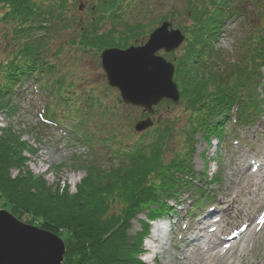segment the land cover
<instances>
[{
    "label": "trees",
    "instance_id": "1",
    "mask_svg": "<svg viewBox=\"0 0 264 264\" xmlns=\"http://www.w3.org/2000/svg\"><path fill=\"white\" fill-rule=\"evenodd\" d=\"M186 1L185 14L191 25L184 27L188 36L183 54L175 63V80L187 119L180 130L184 141L176 144L175 150L170 148L173 135L169 125L152 129L147 132L149 137L119 154L122 158L117 167L107 172L92 169L75 193L68 194L64 189L60 192L59 188H47L44 180L29 172L24 177L25 145L11 128L1 129L0 201L18 219L22 215L40 217L43 221L39 228L58 236L61 229L68 232L73 245L65 251L64 264H145L140 255L148 221L170 216L173 208L168 201L176 200L183 187L200 189L193 185L195 173L191 168L194 154L190 147L195 145V136L201 133L207 142L212 138L222 140L228 118L233 116L235 124L242 126L255 123L262 114L264 100L258 89H264L260 74L264 64V19L257 35L242 49L241 57L228 63L214 48L226 15L221 6L227 5V0ZM68 3L69 0H0V21L11 26L17 47L9 60L0 59V112L13 113L12 96L24 82L40 78L42 90H57L56 109L60 110V103L64 105L63 115L70 117L81 111L73 100L80 98L72 91L76 81L53 79L54 67L45 59L47 45L34 36L37 32L57 25L58 34H72L66 44L76 57L88 50L97 54L104 48H124L129 44L127 40H134L131 28L121 33L130 34L128 37L117 39L111 32L99 35V23L86 26L84 22L61 20ZM102 4L106 7L113 2L102 0ZM174 15L172 12L171 18ZM55 17L58 20L53 21ZM82 97H86V92ZM49 108L53 111V107ZM179 120L176 118L172 126ZM13 170H20V174L13 177ZM202 193L199 190V195ZM113 203L118 204L120 211H110ZM138 205L147 207L149 219L143 234L132 244L127 225L141 213Z\"/></svg>",
    "mask_w": 264,
    "mask_h": 264
},
{
    "label": "rangeland",
    "instance_id": "2",
    "mask_svg": "<svg viewBox=\"0 0 264 264\" xmlns=\"http://www.w3.org/2000/svg\"><path fill=\"white\" fill-rule=\"evenodd\" d=\"M186 2V0H122L120 4L123 7L118 12L119 20L124 25L132 27L129 32L133 33L134 38V40H127L126 43L131 45L135 42L139 45L143 44L142 42L146 40L147 35L160 24L164 17L169 18L167 20L172 22L174 28L181 30L184 27L189 28L191 21L185 16ZM224 8L225 14L229 18H226L221 25L214 48L222 54L220 57L224 62L232 63L241 57L242 49L247 45L248 40L257 35V33L251 32H255L261 26L264 16V0H227V5ZM172 11L175 12L173 18H171ZM87 12L88 10H86V14ZM82 14L85 12L82 11ZM2 15L3 10L0 7V18ZM91 16L94 17L95 13H92ZM223 18L225 17L223 16ZM48 29H46L48 31L37 32L34 36L42 38L44 42L50 44L48 56L55 65H58L54 77L60 78L61 70L66 68L65 78L67 81H77L78 75H82L84 79V82L76 84L75 89L80 98L86 89V102L82 101L80 120L83 122L81 131L88 141L73 136L71 129H69L72 127L70 122L62 123L59 126L45 123L42 115L50 98L37 88L36 82L31 80L24 83L17 95L12 96L13 113L0 112V129L11 128L13 133L21 138V143L25 145L26 164L22 170L24 177H27L26 174L29 172L35 178L44 180L47 188L51 190L59 188L60 192L64 189L67 190L68 194H73L76 188L81 186L87 173L93 171L92 169L107 172L117 167L118 163L108 158L117 155V151L120 150L119 145H133L139 142L141 138H147L149 135L146 132L139 134L133 131V126L145 116H143L142 110L123 105L117 90L107 88L97 54L88 50L86 54L76 57L75 52L65 42L72 34L64 37L58 36L52 42L50 40L52 34L57 35L59 33L58 26L52 25ZM103 29L107 30V27ZM124 31L126 30L123 29V25L121 28L117 25L116 29L111 31L114 32L112 37L117 39L128 37L130 34H121ZM15 42L14 35L11 33V26L0 21L1 60L6 61L12 57L10 54H14L17 50ZM59 47H63V49L58 52V60L54 56L51 58V52L60 49ZM182 48L171 55L178 58L183 54ZM260 74L264 77V65ZM258 91L264 100V90L259 88ZM83 100L85 99L83 98ZM150 118L154 122V126L169 125L173 135L170 140L172 150H175L176 144L183 143L184 135L180 130L185 127L187 116L183 113L181 105L173 108L170 104L163 103L155 109ZM176 118L180 120L173 127L172 124ZM224 133L223 140L217 141L212 138L209 144L200 136V133L195 136L193 140L195 145L190 147L194 154L191 168L195 172L196 184L198 180H201L198 183L210 199L204 202H196V192L189 188L184 189V193L177 199L176 204L171 202V206L174 207L177 214L164 217L159 222L150 225V234L143 241L144 254L140 255V259L145 264H164L167 260H170V264H174L173 259L176 253L174 245L176 244L178 250L181 251L185 248L192 249L187 247L186 242L188 241L178 243V238L183 235V230L187 228L188 224H195L200 215H204L209 209L218 207L217 200L220 195L225 190H230L229 180L231 172L235 170V160L245 155V158L255 161L264 153V111L255 123L249 125L239 126L234 123L233 117H230L225 123ZM85 167L89 168L86 170ZM19 171L13 170L12 176H18ZM202 172L207 177L205 180L201 179ZM71 178L77 180L73 185L70 184L69 179ZM125 188L127 189V186ZM125 193L128 192L125 191ZM5 204L3 200L0 201V210L9 212V208ZM117 205L113 203V208L110 211H120ZM195 206L197 207L194 209ZM146 208L143 205H138V210L141 213L134 214V218L127 225V234L130 235L132 244L135 243L138 236L143 234L144 225L149 219ZM221 208L224 209L223 206ZM20 219L23 223L35 227H38L43 221L40 217L36 218L30 215H22ZM233 221L234 216L225 215L223 224L226 225ZM158 225H164L161 229L163 236L168 237V230L174 234V237L172 235L169 237L172 238L168 242L167 248L171 250V258L169 256V259L168 253L152 258V253L147 249L152 230ZM199 235L201 234L197 233V237ZM59 237L65 244V251L68 247L72 248L73 241L71 240L73 237L68 232L61 229ZM249 253L248 261L257 255H264V239H258L253 251L249 250Z\"/></svg>",
    "mask_w": 264,
    "mask_h": 264
},
{
    "label": "water",
    "instance_id": "3",
    "mask_svg": "<svg viewBox=\"0 0 264 264\" xmlns=\"http://www.w3.org/2000/svg\"><path fill=\"white\" fill-rule=\"evenodd\" d=\"M185 36L168 22L155 29L145 45L100 53L107 84L119 90L126 105L153 108L166 100L178 104L180 93L173 81L174 66L157 53H171ZM152 126L150 118L138 122L134 130ZM65 244L50 231L23 223L6 210H0V264H64Z\"/></svg>",
    "mask_w": 264,
    "mask_h": 264
},
{
    "label": "bare ground",
    "instance_id": "4",
    "mask_svg": "<svg viewBox=\"0 0 264 264\" xmlns=\"http://www.w3.org/2000/svg\"><path fill=\"white\" fill-rule=\"evenodd\" d=\"M234 166L230 190L220 195L218 207L200 215L195 224H188L178 238V243L188 241L187 247L192 249L181 251L174 245V264H264V255L248 261L249 250L253 251L258 239H264V153L255 161L242 155ZM69 180L72 185L77 181ZM225 215L234 216V221L224 225ZM197 233L201 235L197 237ZM170 235L174 237L170 231L168 237L163 236L159 225L153 228L147 245L152 258L163 253L171 258L167 249ZM164 264H170V260Z\"/></svg>",
    "mask_w": 264,
    "mask_h": 264
},
{
    "label": "flooded vegetation",
    "instance_id": "5",
    "mask_svg": "<svg viewBox=\"0 0 264 264\" xmlns=\"http://www.w3.org/2000/svg\"><path fill=\"white\" fill-rule=\"evenodd\" d=\"M98 19L100 20V19H102V18H101V17H98ZM86 20H95V18L92 17V16H90V17H86Z\"/></svg>",
    "mask_w": 264,
    "mask_h": 264
}]
</instances>
